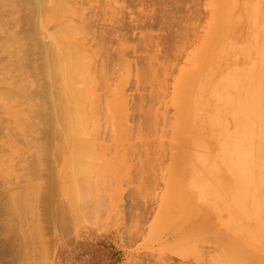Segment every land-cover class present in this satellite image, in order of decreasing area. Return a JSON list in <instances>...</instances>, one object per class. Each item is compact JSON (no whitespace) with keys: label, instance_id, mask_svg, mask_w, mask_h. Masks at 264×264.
Wrapping results in <instances>:
<instances>
[{"label":"rangeland","instance_id":"obj_1","mask_svg":"<svg viewBox=\"0 0 264 264\" xmlns=\"http://www.w3.org/2000/svg\"><path fill=\"white\" fill-rule=\"evenodd\" d=\"M67 2L65 4L68 5L69 11L63 15L75 28L72 38L86 49L81 68V77L87 93L85 106L81 112L84 141L80 145H68L56 132L55 136H58L52 142V150H50L52 152L49 153L47 146L43 149L45 126H42V118L39 119L35 111L36 118L33 115L35 107H29L34 100L37 102L38 97H32L34 100L31 99V102L30 98L25 96L30 91L34 92L37 84L34 85L32 76H27L28 68H25V71L23 66L19 67L25 72L24 75L20 69L19 73L18 69L14 68V57L18 55L14 56V51L12 54L7 47H4V43L0 42V69L3 71H0V78L6 70L0 80V84H3L0 86V92L5 94L0 93V99L13 95V87L17 86L14 88V95L7 98L10 103L15 101L14 104H10L8 108L9 102L4 98L1 99L2 104L0 103L2 105L0 144H3L0 145V177L2 178V180L0 178V209L3 211L0 210V216L2 215L0 236L6 234L5 236L8 237L7 240L5 236H3L5 239L0 237L4 240V242L0 240V264L5 262L6 264H211L208 259L196 260V255H201V249L187 252L191 263H182L177 257L167 260L169 256L167 245L161 240L160 234L156 233L157 229L150 232L148 226L153 221L161 203L160 195L165 188L160 176L161 173L166 174L165 169L170 162L169 150L173 131L183 126H192L191 130L195 131L193 135L198 134L199 131L202 135L206 132L208 120L212 119L209 108L212 101L209 97L212 93L210 91H214L217 97V99L213 98L214 101L211 103L213 106L216 104L212 112L213 120H216L217 116L219 122V118L224 116L232 117L227 123L216 124V128L214 125L213 133L217 127L224 124L227 126L226 124L230 123L231 127L227 126L229 128L226 131L224 130L226 127L218 128L217 133L224 134L229 132L232 126H238L235 118L239 115L258 121L261 112L264 111V78H261V81L258 77L260 70H263L264 74V58H262L264 57V0H67ZM2 15L5 17L0 15V29H3L0 33H4L0 34V40L2 37L5 42L7 36L5 37L4 34L7 35L8 32L4 31L6 28L2 26L1 18L5 20L7 16L3 13ZM53 23L46 25L47 28L49 29ZM21 24L20 22L18 26ZM16 26L12 27L18 32L19 28L16 30ZM206 52L215 54L208 56V65L205 64L206 70L210 71L209 74L211 73V77H215V80L207 87L203 101L196 104L198 99L191 98V94L198 90V87L190 83L195 73L194 63L190 59ZM238 71L246 78H249L247 77L249 74V81L246 79V82L245 77L242 78L241 75L240 79ZM245 71L248 73L245 74ZM230 74L238 76H235L238 87L246 82L244 84L246 88L243 85L240 86L241 89L239 87L240 90H235V92L239 90L242 96L239 92L238 94L233 91L236 84ZM24 76L27 78L24 79ZM7 81L10 83L8 84ZM26 84L28 88L25 87ZM23 86L30 90L25 92ZM18 88L19 92L22 89L24 91L20 92L24 96L20 99V94L16 91ZM224 88H227L225 95ZM9 90L12 94L8 95ZM228 90L232 92L229 96ZM219 92L221 95L218 94ZM236 94L240 96L239 108L235 102L230 104L231 106L227 104ZM226 96L230 100L224 102ZM220 97L222 100L219 99ZM220 103H225V107ZM239 105H242L243 110ZM4 107L7 109H3ZM239 110L243 112H238ZM2 123H5L4 126ZM10 125L14 128L5 127ZM9 128L14 130L11 131ZM5 133H12L13 136H6ZM4 141L6 143H3ZM38 147H42L39 148L42 154L47 150L46 153L50 157L46 154L48 158L44 159L45 155L36 151ZM38 152L43 158L33 156H38ZM15 155L18 159L14 158ZM29 160H32V163ZM27 161L30 162L29 166ZM36 161L41 162H39L40 166ZM34 166L39 170H34L36 168ZM49 169L52 172L51 178L47 174ZM23 171L30 179L22 176ZM39 172L41 175L38 174ZM11 174L15 177L12 178ZM46 183L52 185L51 189L57 187L51 190L53 193H49L50 186ZM5 184L9 188L3 189L4 186L8 187ZM40 184L42 186H38ZM26 188L34 191L31 190L28 194L29 190ZM7 189L13 190V194ZM1 192L4 194L2 195ZM4 197H8L10 202L15 198L23 204L14 200L15 203H12L15 206L12 204L13 206L8 208V198L6 201ZM19 217L21 218L17 220ZM90 217L93 220H90ZM11 219L13 221H10ZM5 227L10 229H4ZM6 230L11 232L8 231L7 234L4 232ZM17 233L20 236L15 235ZM261 241L262 243L259 241L261 244L258 242L261 246L257 249L258 255L264 259V240ZM3 254L6 257L2 256ZM202 254H204L203 250Z\"/></svg>","mask_w":264,"mask_h":264},{"label":"bare ground","instance_id":"obj_2","mask_svg":"<svg viewBox=\"0 0 264 264\" xmlns=\"http://www.w3.org/2000/svg\"><path fill=\"white\" fill-rule=\"evenodd\" d=\"M3 1L0 0V3L2 2L0 4V15L4 16V15H2V13L6 14L7 19L5 18V20H2V18H3L2 17L1 22H2V26L6 28V30H4V31L8 32V34L7 35L4 34L5 37L7 36L5 39V42H3L4 40H2V37H1L2 41L0 40V42L4 43L3 44L4 47H7V49H9L11 52L14 51V56L18 55L17 57H14V59H15V61H13L14 62L13 63L14 68L16 67L18 69L19 73H20L19 69L21 68L20 66L24 67L23 70H25V68L26 69L28 68L27 71L25 70L27 73L29 72L28 73L29 75H27V76H32V78L35 82V83L33 82L34 85L37 84V87L35 85V89H34L35 91L34 92L30 91V93H26L28 95H26L25 93H23V94H25L26 98H30L29 101H31V102H32L31 99H33L32 97H34V98L38 97L39 98V100H38V98H36L37 102H34L35 100L33 99L35 106H33L34 105V104H32L33 102L32 103L30 102L31 104L29 107L30 108L35 107V110H33V115H35V113H34V111H35L37 114V117L39 116V119L42 118V120H41L42 126H45L43 130L45 133L44 134V141H46V142L43 141V143L45 144V145L43 144L44 145L43 149H45L44 147L47 146L46 149L49 151V153H51L52 151L50 152V150H52L51 149L52 148V142H53V140H55L56 136H58V135L61 136V139H63L65 141V143H68V145H73V146L74 145H80L84 141L82 138L83 127H84L83 124L84 123L82 122L81 112L85 106V99H86L85 95L87 93V89H85V86H84V84H85L84 80L81 77V70H82L81 68H82L83 63H84L83 62V57H84L83 53H85L86 49H84L83 46L79 45L76 42V40H74L72 38L73 29L75 30V28H74L73 24H70V22H68V20L67 19L65 20V18H64L66 16L63 14H67L69 11L68 5L66 6V4H65V2H67V0L66 1L65 0H3ZM67 3H69V1ZM16 14H17V16H15ZM15 17H16V19H15ZM19 18L22 21H20ZM19 21L22 23L21 25H19L20 27L18 26V24H20ZM54 21H57V23L54 24L53 23ZM23 23H25L26 25L25 24L23 25ZM49 23H51V24L53 23V25H51L52 28L51 27L49 28L50 30L46 26ZM16 24H17V26H16ZM0 25H1V23H0ZM12 26H16L17 27L16 30H18V28H19L18 32L15 31V28ZM23 26H26V28H22ZM10 29H12V30L14 29V31H12ZM0 30H3V29L1 28ZM12 32H14V33H12ZM1 33H4V32H1ZM24 39H26V41ZM0 48H1V45H0ZM2 53H4V52H2ZM12 54H13V52H12ZM211 54L215 55L213 52H206L201 56H194L193 58L190 59L192 61V63H194V70H195L194 71L195 73H193V76L190 79V81H191L190 83L192 85L198 87L197 88L198 90H196L195 92H193L191 94V96H192L191 98H194V100L198 99L196 104L203 101V99L205 98L204 95H205L207 87L212 85L213 81L215 80V77H211V73L209 74L210 71L206 70V68H205V64L208 65L207 57L211 56ZM4 57H6L5 54H4ZM262 58H264V57H262ZM187 61H188V58H187ZM4 62L7 63V61H4ZM8 63L10 64V62H8ZM3 65L5 66L6 64H3ZM251 68H250V70H251ZM20 70H21V73L24 72V71L22 72V69H20ZM244 70H246V68ZM0 71H2V70L0 69ZM5 71H4V75H5ZM8 71L9 70H7V72ZM248 71L247 72L245 71V74L248 73ZM18 72L16 71V73H18ZM241 72H242V70H241ZM256 72H255V75H256ZM258 72H259V69H258ZM24 73L22 75H24ZM4 75L2 77H4ZM11 75H8V76H11ZM230 75L232 76L233 74H230ZM240 75L242 76V78L245 77V81H246V79L249 81V78H250L249 74L247 75V77H249V78H246V76H243L242 73H240L239 77L241 79ZM253 75H254V73H253ZM18 76H19V74H18ZM235 76L231 77L232 79H234L235 84L237 85V86L234 85V90H233L234 92H235V90L239 89L240 86L243 87V85L246 84V82H247L246 81L244 84L241 83L240 86L238 87V84H237L238 82H236L238 80L235 78ZM263 76H264L263 70L262 71L260 70V76H258L259 79H261V78L263 79L264 78ZM11 77H13V76H11ZM11 77H8V78H11ZM25 77L26 76H24V79L27 78V77L26 78ZM236 77H238V76H236ZM1 78H0V80H1ZM17 78L15 80H17ZM22 78H23V76H22ZM13 79H9V80H13ZM227 79H226V81L228 83ZM232 79H231V81H232ZM262 79H261V81H262ZM20 80L22 81V79H20ZM241 82H243V79ZM257 82H258V80H257ZM7 83H8V81H7ZM254 83L256 85V82H254ZM254 83H252V85ZM1 85L3 86V84H0V86ZM5 85H6V83H5ZM259 85H261V82ZM223 86H225V85H223ZM244 86L246 88V85H244ZM15 87L17 88V86H15ZM15 87H13V90H12L13 95L15 93L14 92ZM25 87L28 88L27 84ZM25 87L23 86V89H25ZM29 87H30V85H29ZM250 87H251V84L249 86V90H250ZM260 87H262V86H260ZM8 89H10V88H8ZM23 89H22V91H23ZM214 89H216V88L214 87ZM225 89H227V88H224L223 94L226 91ZM240 89H241V87H240ZM242 89H243L242 91L245 92L244 88H242ZM19 90H20L19 88H18V90L16 89V91H18V93L20 94V96H19V99H20V97L23 95H22V93H20L22 91L19 92ZM29 90L25 89V92H27ZM239 90H238V92H239ZM253 90H252V92H253ZM10 91L11 90H9V92ZM254 91H256V90H254ZM220 92L218 94H220ZM249 92H248V95H249ZM259 92L260 91H258V93ZM0 93L5 94V92H0ZM210 93H211V96H209V97L212 98V99H210V100H212L211 101V103H212L214 101L213 98L217 99V97L215 96L216 94H214V91H210ZM230 93H232V92L229 91L228 96L230 95ZM9 94H12V93L10 92V93H8V95ZM238 94L235 95V98H233L235 100L232 102H230V101L233 99L230 100L229 97H227V96H226L227 99H224L223 101L227 102V100L228 101L230 100L227 103L229 106H231L230 104L235 102L236 106L238 107V104H240V96ZM13 95H9V97H11ZM195 95H196V97H195ZM237 95H238V97H237ZM240 95H241V93H240ZM258 95L261 96L260 94H258ZM258 95H257V97H258ZM232 96H234V95L232 94ZM9 97L6 96L5 98L4 97L3 98L7 99ZM3 98H1V99H3ZM17 98H18V96H17ZM236 98L239 100H237ZM1 99H0V101H1ZM219 99L222 100L221 97ZM236 100L238 103L236 102ZM241 100H243V99H241ZM247 100H248V98H247ZM5 101H8V99ZM223 101H221V102H223ZM8 102H9V105H7V107L9 108V106L14 104L15 101L13 103H10V101H8ZM0 103L2 104V101ZM211 103L209 104L210 105L209 108H210V111L212 114L211 115L212 119L208 120V125L205 127L206 132H204V134H203L205 136H203L201 133H199L200 131L197 132L199 129L196 130V132L198 134L195 133L196 135L195 134L193 135V132H195V131L191 130L192 126H183L179 130L173 131V139L170 141V150H169L170 162L165 169L166 174L161 173V176H160L162 178V180L164 181L165 188L160 195V202L161 203L158 206V209L156 210V214L154 215L153 221L149 224L148 229L150 232L154 231V229H157V230H155L156 233L160 234L161 240L164 242V244L167 245V247L169 249V253H168L169 256H168V258H166L167 260H169V259L171 260V259H173V257H177L182 261V263H184V262L191 263L188 259L187 252L191 251V250L201 249V255L200 256L196 255L197 261H201V260L203 261L204 259H208L211 264H264V259L258 255V249H257L258 247L261 246L260 245L262 243L261 240H264V111L261 112V116H260L258 121H254L253 119H251L249 117H244L243 115H241V116L239 115L235 118L236 125H238V126H232V129L230 128L231 130L227 133H224V134L217 133V132H219L218 128H221V127H222L221 129H224L226 127L224 129L225 131L228 130L229 127H227V126H230V123H228L229 125L226 124L227 126H225V124H224V126L217 127V130H216L217 132L214 131V133H216V134H214L213 133L214 125L216 128V124L221 125V124H223V122L227 123V122H229V120H231L232 117L231 118L228 117L229 119L227 118V116L226 117L224 116V118H219L220 122H221L220 123L218 121V116L216 115L217 116L216 120H213L214 113H212V112L215 110L216 104H214V106H213ZM220 104H221V106L224 105V107H225V103H223V104L220 103ZM241 104H242V102H241ZM19 105H20V102H19ZM232 106H234V105H232ZM0 107H2V105H0ZM7 107H4L3 109H5V108L7 109ZM16 107H18V106H16ZM219 107H220V105H219ZM240 108L243 110L242 105L240 106ZM0 109H2V108H0ZM219 109H218V111H219ZM229 109H231V107ZM232 110H234V109H232ZM3 111H5V110H3ZM240 111L241 110H239L238 112H240ZM242 112L243 111H241V113ZM12 113H14V112H12ZM16 113L17 112H15L14 114H16ZM231 114L233 115L235 113H231ZM35 118H36V115H35ZM2 124L4 126L5 123H2ZM5 127L14 128V126L11 127V125L5 126ZM0 128H1V126H0ZM196 128H198V127L196 126ZM201 129H202V127H201ZM221 129H220V131H221ZM4 130H6V128H4ZM10 130L13 131L14 129H10ZM33 131H35V130L33 129ZM7 132H8V130H7ZM56 132L58 135L55 136ZM7 135H12V133L11 134L7 133L6 136ZM2 139H3V137H2ZM5 139L7 140V137ZM175 139H177V140L175 141ZM9 140H10V138H9ZM15 140H16V138H15ZM5 141L3 143H6ZM12 143H13V141H12ZM0 145H3V144H0ZM11 146H12V144H11ZM13 146H14V144H13ZM39 148L40 147H38V150H36V151H39ZM40 149H42V147ZM31 151H34V150L32 149ZM46 151H44L45 153L43 152L44 154L41 153L42 151L41 152L39 151L43 156L45 155L44 159L47 156L50 157L46 153ZM39 152L37 154L38 156H36V155H33V156H35L36 158L40 157L41 154L39 155ZM12 153L14 155V152H12ZM27 153H29V152H27ZM34 153H35V151H34ZM15 154H18V153H15ZM46 154H47V156H46ZM28 155H26V156H28ZM78 155H80V154H78ZM181 155L184 157H181ZM3 156H5V155H3ZM14 158H17L16 155ZM20 158H22V157H20ZM40 158H43V157H40ZM30 159H31V157H30ZM75 159H77V156ZM4 160H6V159H4ZM4 160H3V163H4ZM37 160H39V159H37ZM41 160L42 159H40V161ZM29 161L31 162L32 160H29ZM29 161H27V164ZM30 162H29L28 166L30 165ZM39 162L36 161L37 165L39 164ZM15 164H13V165L15 166ZM27 164H26V166H27ZM6 165H8V164H6ZM23 165H24V163H23ZM26 166H25V168H26ZM31 166H33V164ZM38 166H40V164ZM34 167H36L34 170H36V169L39 170V168H37V166H34ZM13 168H16V167H13ZM19 168H20V166H19ZM48 168H49V166H48ZM27 169L28 168H26V170ZM44 169H46V168H44ZM15 170H17V169H15ZM25 171H23V174L21 173L22 171L19 173H21L22 176L24 175L27 179H30L24 174ZM48 171H49L47 173L48 177L51 178L52 177L51 169H49ZM40 172H41V169H40ZM40 172L38 174H40ZM34 174H36V171H34ZM47 174H46V176H47ZM53 174H55V172ZM30 175H31V173H30ZM12 176L13 175L11 174V177ZM35 176L36 175H34V177ZM14 177L15 176H13L12 178H14ZM31 177H33V176H31ZM37 177H39V176H37ZM3 179H5V178L3 177ZM1 180H2V178H1ZM13 180H11V181H13ZM20 180H22V179H20ZM33 181H35V180H33ZM33 181H32V184L34 183ZM26 182H27V180H26ZM14 183H17V182H14ZM2 184L3 183H1V185ZM10 184H11V182H10ZM12 184H13V182H12ZM18 184H19V182H18ZM46 184L47 185L49 184V186H50V192L49 193H51L52 192L51 190H53L54 187L51 189L52 185L50 183H46ZM13 185L16 186V184H13ZM22 185H24V184H22ZM22 185H21V187H22ZM35 185H37V184H35ZM6 186H8V185H6ZM32 186L35 187L34 185H32ZM38 186H42V184H40ZM49 186H47V187L49 188ZM6 188H9V186L8 187L4 186L3 189H6ZM28 188H29V186H28ZM55 188H57V187H55ZM29 189H27V190H29ZM7 190L11 191L10 189H7ZM7 190H6V192H7ZM23 190H25V189H23ZM31 190H33V189H31ZM31 190L28 191V194ZM12 191H11V193H12ZM8 193L9 192H7V194ZM15 193H16V191H15ZM15 193H14V195H15ZM54 193H55V190H54ZM3 194L4 193H2V195ZM17 194H19V193H17ZM17 194H16V196H17ZM16 196H15V198H18V197L21 198L19 195H18V197H16ZM25 196H26V194H25ZM7 198L8 197H4L5 200ZM15 198H13L11 202L9 201L10 200L9 198L7 199L9 203L7 202L8 204L7 203H5V204H7L8 208H11L10 206L14 205L12 202H14ZM22 199H25V198L22 197ZM19 200H21V199H19ZM18 201L15 200V202H18ZM21 201H23V200H21ZM52 201H53V199H52ZM18 203H20V202H18ZM21 203L23 204V202H21ZM25 206H26V204H25ZM25 206H23V207H25ZM28 207H30V206H28ZM48 209H49V207H48ZM10 211H11V209H10ZM10 211L8 210V212H10ZM8 212H7V214H8ZM47 212H48V210H47ZM14 213L16 214V212H14ZM14 213H13V215L15 217ZM19 213H21V212L19 211ZM8 215H10V214H8ZM47 216H49V215H47ZM20 218L21 217L17 218V220ZM8 219H10V217ZM90 220H93V219L91 218ZM1 221H3V220H1ZM5 221L7 222V220H5ZM10 221H13V220L11 219ZM13 224H14V222H13ZM17 225H19V223ZM23 225H25V223ZM9 227L8 228L5 227L4 229H10ZM27 227H30V226L27 225ZM14 228H16V227H14ZM0 230H2V229L0 228ZM16 230H17V228H16ZM6 231H4V232L8 234L9 233L8 231H10V230H8L7 232ZM15 232H18V231H15ZM5 235H3V236H5ZM15 235L18 236L19 233L15 234ZM3 236H0V237L5 239ZM7 238L8 237H6V240H7ZM12 238L14 239V237H12ZM0 240L4 242V240H2L1 238H0ZM8 241H9V239H8ZM23 242H25V240ZM18 243L20 246V244H21L20 241ZM256 243H258V245H256ZM7 244H9V243H7ZM24 244H26V243H24ZM16 246H18V245H16ZM24 246L25 245H23V247ZM8 247L9 246H7V248ZM1 248H3V247L1 246ZM202 250H203L204 254H202ZM1 252H3V250H1ZM5 252H6V250H5ZM7 253H6V255L9 254V253L8 254ZM24 253H25V251H24ZM6 255L3 254L2 256L6 257ZM5 264H6V262H5Z\"/></svg>","mask_w":264,"mask_h":264}]
</instances>
